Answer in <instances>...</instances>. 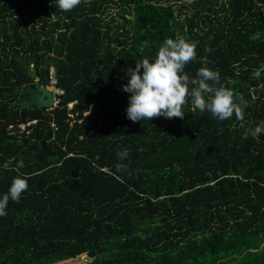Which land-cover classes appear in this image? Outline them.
Returning a JSON list of instances; mask_svg holds the SVG:
<instances>
[{"label": "trees", "instance_id": "trees-1", "mask_svg": "<svg viewBox=\"0 0 264 264\" xmlns=\"http://www.w3.org/2000/svg\"><path fill=\"white\" fill-rule=\"evenodd\" d=\"M177 37L196 45L184 72H218L242 121L191 96L182 119L127 118V69ZM51 66L60 102L22 103ZM261 69L264 0H0V198L29 184L0 216V264H264V132L242 139L264 122Z\"/></svg>", "mask_w": 264, "mask_h": 264}, {"label": "clouds", "instance_id": "clouds-1", "mask_svg": "<svg viewBox=\"0 0 264 264\" xmlns=\"http://www.w3.org/2000/svg\"><path fill=\"white\" fill-rule=\"evenodd\" d=\"M81 2L82 0H57L58 7L63 12L73 10ZM84 2L90 3V0ZM195 57L196 45L183 37H177L164 40L154 62L147 58L137 60L134 69H127V74L131 78L123 86V91L131 94L129 107L126 109L127 118L133 122L145 119L151 121L154 117L182 119L184 117L182 109L188 102L187 98L191 96L193 111L196 109L202 113L208 111L221 121L230 119L235 113L236 119L242 121L244 119L242 107L235 103L234 92L220 83L218 72L202 67L195 78H190L184 72L185 65ZM261 70L254 72L255 78L260 77ZM262 132L264 122L246 131L242 139L246 140L249 135L255 138ZM117 155L121 163L116 165V171L127 170V165L123 161L128 156V150L123 149ZM4 167L7 168L8 165L5 164ZM16 167L23 168V160H20ZM28 187L27 177L20 175L14 177L7 193L0 198V216L7 214L9 200L19 202L22 193L27 191Z\"/></svg>", "mask_w": 264, "mask_h": 264}, {"label": "water", "instance_id": "water-1", "mask_svg": "<svg viewBox=\"0 0 264 264\" xmlns=\"http://www.w3.org/2000/svg\"><path fill=\"white\" fill-rule=\"evenodd\" d=\"M23 91H27L30 95L29 99L20 100L25 105L49 106L53 102L52 92L43 83L36 87L27 86Z\"/></svg>", "mask_w": 264, "mask_h": 264}, {"label": "built area", "instance_id": "built-area-1", "mask_svg": "<svg viewBox=\"0 0 264 264\" xmlns=\"http://www.w3.org/2000/svg\"><path fill=\"white\" fill-rule=\"evenodd\" d=\"M46 87L52 92L53 94V102L50 106V108H53L54 106H56L60 100H61V96H63L65 94V90L58 86L57 84V78H56V73H55V68L53 66H51L48 69V77H47V84ZM76 102V100L69 102L68 103V108H72V105ZM35 120H30L26 123H21L18 125V128L20 129V131L25 130L30 124L34 123Z\"/></svg>", "mask_w": 264, "mask_h": 264}, {"label": "rangeland", "instance_id": "rangeland-1", "mask_svg": "<svg viewBox=\"0 0 264 264\" xmlns=\"http://www.w3.org/2000/svg\"><path fill=\"white\" fill-rule=\"evenodd\" d=\"M58 264H60V263H58Z\"/></svg>", "mask_w": 264, "mask_h": 264}]
</instances>
